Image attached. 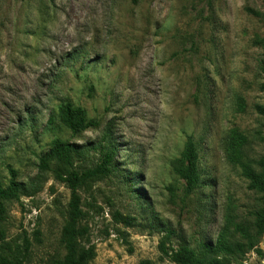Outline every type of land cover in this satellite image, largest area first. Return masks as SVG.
Instances as JSON below:
<instances>
[{"label": "rangeland", "instance_id": "1", "mask_svg": "<svg viewBox=\"0 0 264 264\" xmlns=\"http://www.w3.org/2000/svg\"><path fill=\"white\" fill-rule=\"evenodd\" d=\"M263 66L261 0H0V182L13 169L29 187L56 140L89 149L84 167L104 145L114 174L79 191L91 264H171L159 249L169 231L171 250L215 258L223 237L253 246L231 264H264L260 197L226 153L238 130L249 160L264 156ZM65 103L98 126L74 135L60 123ZM189 139L201 174L192 194L173 171ZM41 184L0 218V253L24 264L66 256L71 190L52 173Z\"/></svg>", "mask_w": 264, "mask_h": 264}, {"label": "trees", "instance_id": "2", "mask_svg": "<svg viewBox=\"0 0 264 264\" xmlns=\"http://www.w3.org/2000/svg\"><path fill=\"white\" fill-rule=\"evenodd\" d=\"M137 4L140 0H132ZM264 4V0H261ZM264 67V66H263ZM258 115L264 118V106L256 107ZM60 123L74 135L84 133L98 126L97 122L88 118L84 109L75 107L71 103H65L59 107ZM111 128L107 129L106 137L110 139ZM107 143V140H105ZM249 145L248 137L238 130H233L227 142V158L231 165L239 168L243 177L249 182L248 189L255 192L259 198V209L254 213L256 234L264 235V156L259 161H251L246 155ZM91 151L73 143H65L56 140L52 148L40 159L39 177L29 187L18 181V174L10 169L11 180L8 187L0 182V218L6 214V204L20 201L23 197H32L40 191L42 180L48 173L54 174V179L71 190V201L69 203L68 216L64 224L61 243L66 250L63 260L55 264H91L96 254L91 247H86L88 240V228L83 225L85 213L82 209L80 189L88 183L110 177L115 172L116 151L106 146L100 147L101 159L94 167L80 166L86 161ZM174 173L186 184L188 194L196 192L201 186V174L199 170V154L192 139L186 144L181 158L173 165ZM121 221L131 223V218L119 215ZM173 232H168L160 244L161 254L171 264H231L230 260L237 256H244L253 246H245L241 243H231L221 237L213 252L217 257H208L198 253L188 246H181L177 250L167 248L166 241L170 240ZM5 241V234L0 231V242ZM203 246V249H207ZM247 248V249H246ZM211 249V248H210ZM261 254V250H257ZM0 264H24L23 259L14 257L7 258L0 253Z\"/></svg>", "mask_w": 264, "mask_h": 264}]
</instances>
